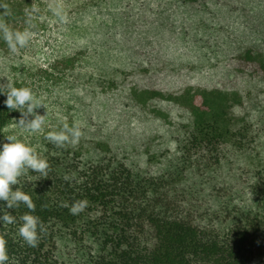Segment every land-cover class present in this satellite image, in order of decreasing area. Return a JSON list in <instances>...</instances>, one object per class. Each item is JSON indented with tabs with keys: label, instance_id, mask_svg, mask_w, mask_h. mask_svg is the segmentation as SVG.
Returning <instances> with one entry per match:
<instances>
[{
	"label": "trees",
	"instance_id": "1",
	"mask_svg": "<svg viewBox=\"0 0 264 264\" xmlns=\"http://www.w3.org/2000/svg\"><path fill=\"white\" fill-rule=\"evenodd\" d=\"M34 1L0 0V26L20 31ZM42 1L84 29L79 62L126 65L85 74L96 87L76 93L77 120L39 135L47 176L12 186L35 209L0 201L6 264H264V0ZM5 99L0 144L20 118ZM65 125L77 143L45 139ZM26 213L44 226L36 247L18 234Z\"/></svg>",
	"mask_w": 264,
	"mask_h": 264
},
{
	"label": "rangeland",
	"instance_id": "2",
	"mask_svg": "<svg viewBox=\"0 0 264 264\" xmlns=\"http://www.w3.org/2000/svg\"><path fill=\"white\" fill-rule=\"evenodd\" d=\"M28 13L19 30L29 31L30 39L25 47L15 53L0 50V77L3 83L9 81L14 87L30 88L41 101V108L35 111L45 115L42 131L23 135L18 128L11 131V135L36 149L39 146V135L57 128L61 119L71 117L77 120L79 117L76 93L86 82L96 87L95 82L88 80L85 74L103 72V75L113 77L116 75L115 69L122 68L126 62L115 53L100 55L97 66H89L84 59L79 62L81 49L74 40L84 31L83 28L75 27L71 31L65 28L64 31L61 26L70 16L59 21L42 0H35ZM253 110L264 113V103L257 102Z\"/></svg>",
	"mask_w": 264,
	"mask_h": 264
},
{
	"label": "clouds",
	"instance_id": "3",
	"mask_svg": "<svg viewBox=\"0 0 264 264\" xmlns=\"http://www.w3.org/2000/svg\"><path fill=\"white\" fill-rule=\"evenodd\" d=\"M56 15H60L58 10H54ZM0 33L4 41L7 43L9 50L13 53L19 48H23L28 43L31 33L27 30L13 31L6 26H0ZM0 95L6 96L4 105L9 110L18 111L20 118L17 127L20 134H35L43 129L45 123V115L36 113V109L41 108V101L34 95L33 91L28 87H14L11 82L0 84ZM82 133L79 127L73 126L69 128L67 125L58 132L47 133L45 139L53 143L57 147H64L67 143L75 144L78 142ZM9 143L0 144V201L6 202L5 207L12 209L19 207L22 203L30 211L35 209L31 197L20 191L13 190L14 185L18 183V178L31 170L39 173L40 176H47L49 164L40 158L34 149L24 143L17 136L9 135L6 137ZM87 206L86 200L74 202L69 211L76 215L82 212ZM0 223L12 224L14 217L3 208H0ZM22 224L18 227V234L29 247H36L40 232L44 231V226L40 222L39 217L24 214L20 217ZM9 260L5 242L0 239V264H6Z\"/></svg>",
	"mask_w": 264,
	"mask_h": 264
}]
</instances>
